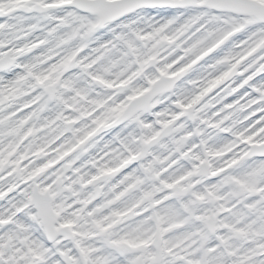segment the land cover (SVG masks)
Segmentation results:
<instances>
[{
	"label": "snow or ice",
	"instance_id": "6c2138e0",
	"mask_svg": "<svg viewBox=\"0 0 264 264\" xmlns=\"http://www.w3.org/2000/svg\"><path fill=\"white\" fill-rule=\"evenodd\" d=\"M0 264H264V0H0Z\"/></svg>",
	"mask_w": 264,
	"mask_h": 264
}]
</instances>
